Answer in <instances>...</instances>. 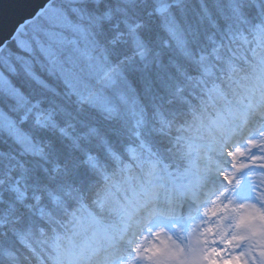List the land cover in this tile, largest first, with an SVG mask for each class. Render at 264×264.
<instances>
[{
    "label": "trees",
    "instance_id": "16d2710c",
    "mask_svg": "<svg viewBox=\"0 0 264 264\" xmlns=\"http://www.w3.org/2000/svg\"><path fill=\"white\" fill-rule=\"evenodd\" d=\"M53 4L94 37L97 52L114 70V84L101 89L112 95V110L80 100L39 54L28 70L19 65L15 72L0 67L3 77L12 82L10 89L0 82V109L38 146L28 149L0 126V218L7 221L0 228V264H9L10 252L17 264H40V257L53 254L55 241L86 216L84 206L102 202L113 207L112 192L127 191L145 175L149 152L165 154L180 128L187 129L196 117L205 119L213 103L224 102L199 90L193 93L185 77L193 73L195 57L207 49L210 37L225 25L237 24L231 0H56ZM162 4L169 7L161 15L157 8ZM256 4L243 0L240 12L250 23L259 19L263 24L264 16L258 13L264 11V0ZM8 46L15 50L13 42ZM242 67L237 82L245 85L262 71L255 60ZM236 83L228 94L239 89ZM93 85L98 89V83ZM180 86L184 93L177 91ZM37 113L50 115L52 124L39 126ZM166 122H173L171 133ZM193 133L186 130L180 135ZM17 181L23 199L11 190ZM100 214L112 218L106 211ZM13 228L31 232L26 243L17 242Z\"/></svg>",
    "mask_w": 264,
    "mask_h": 264
},
{
    "label": "snow or ice",
    "instance_id": "6c2138e0",
    "mask_svg": "<svg viewBox=\"0 0 264 264\" xmlns=\"http://www.w3.org/2000/svg\"><path fill=\"white\" fill-rule=\"evenodd\" d=\"M231 2L237 24L210 37L185 79L193 93L199 90L227 105L243 64L255 60L262 68L260 95L227 105L209 120L196 117L187 129H179L165 154L149 152L150 178L120 208L124 225L112 238L104 264H264V24L259 19L250 23L241 14L243 0ZM56 13L49 0L28 23L18 25L11 38L15 50L0 43V67L28 70L37 54L55 65L57 50L67 40L63 31L50 27H71ZM5 82L12 83L7 77ZM177 91L184 93V86ZM166 123L171 133L173 122ZM186 130L195 135H180ZM165 176L169 179L163 185L153 179ZM6 222L0 218V228ZM13 232L18 243L31 235ZM8 256L9 264H17L14 253Z\"/></svg>",
    "mask_w": 264,
    "mask_h": 264
},
{
    "label": "rangeland",
    "instance_id": "374dc122",
    "mask_svg": "<svg viewBox=\"0 0 264 264\" xmlns=\"http://www.w3.org/2000/svg\"><path fill=\"white\" fill-rule=\"evenodd\" d=\"M55 1L56 0H53L52 2L54 3ZM63 1L73 3V2H80L83 0H63ZM54 7L57 9L56 15H58L62 19H66L67 21H69L60 7H57L55 5ZM168 7L169 4H162L157 8V11L161 15L165 14L166 11L168 10ZM55 23H56L55 20L50 21V26L54 25ZM263 24H264V17H263ZM70 25L71 27L68 28L51 27L53 28V30L51 31H63V34L67 40L66 44L58 48L57 62L53 66L58 70V72L61 74L65 82L71 88L72 92L75 93L80 100L87 101L94 106L106 110L107 112H111L112 95L106 93L104 90L101 89L103 87H111L114 84V78L116 74H114V70L112 68H109L107 66L105 57L97 52L96 50L97 47L94 37L91 34H88L79 26L74 25L72 22H70ZM0 82L7 89H10L9 84L5 82V78L3 77L1 72H0ZM94 82L98 83V89H96V86L93 85ZM116 95L118 94L116 93ZM259 95L256 94L253 96L258 97ZM250 96L252 97V95ZM235 103L242 104L243 101L241 99H238L235 101ZM137 116L135 123L137 126H139L141 120H140V116L138 117ZM25 120H26V116H24V121ZM36 123L41 127H47L52 124V118L50 115L45 116L42 113H37ZM0 126L6 130H9L16 138H18L20 142L25 144L28 149L32 151H34V149L35 150L38 149V146H35V144L32 141H30L26 135L23 134L20 128L15 125V122L10 117H8V115H6V113H4L1 109H0ZM147 169L148 170L150 169V173H151L152 171L151 163H147ZM162 179H165L164 182L168 181V177L166 176L162 177ZM155 182L160 185H163L161 183V180ZM142 188L139 190V192L142 190ZM11 190H13L16 194H18L19 197H22V199L25 198V193L22 190V185L20 181H17L14 184H12ZM106 205H108V203H105V205H102L101 202L98 203L97 205L99 208L98 210L101 212L102 210L105 209ZM111 216L115 218V221H111L110 223L113 225L109 224L107 228L109 229V233H111L113 236H116L119 230L124 225V220L122 218L120 208L118 209L114 208V210L111 211ZM92 225L95 226V228L92 230L89 240L93 243L94 249L92 248L91 249L93 250L94 254H91L90 251L89 258H93V259L87 261L84 257V254L80 255L81 250L75 249L71 251L69 250V248H66L64 254L65 257L71 261V262L69 261V264H104V260L106 259V253L103 252L102 250L103 247L101 246V242L99 243V235H104L105 226H103L100 222H97V220L95 221V219L90 217L89 220L87 221V227L90 228V226ZM97 230H103V231L97 232ZM80 231L75 232L74 235H78V232ZM80 246L82 249L81 253H88V249H90V244L88 242L83 240L81 241ZM99 250L102 252H99ZM74 252L78 256L79 260L73 258L75 255ZM56 264H61V263H59V261L57 260Z\"/></svg>",
    "mask_w": 264,
    "mask_h": 264
},
{
    "label": "water",
    "instance_id": "95a60500",
    "mask_svg": "<svg viewBox=\"0 0 264 264\" xmlns=\"http://www.w3.org/2000/svg\"><path fill=\"white\" fill-rule=\"evenodd\" d=\"M48 2L49 0H0V43L12 42L17 26L28 23L29 18L34 17Z\"/></svg>",
    "mask_w": 264,
    "mask_h": 264
}]
</instances>
